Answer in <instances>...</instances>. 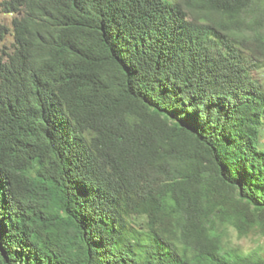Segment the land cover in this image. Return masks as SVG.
<instances>
[{
	"label": "trees",
	"instance_id": "obj_1",
	"mask_svg": "<svg viewBox=\"0 0 264 264\" xmlns=\"http://www.w3.org/2000/svg\"><path fill=\"white\" fill-rule=\"evenodd\" d=\"M0 5V264H264V0Z\"/></svg>",
	"mask_w": 264,
	"mask_h": 264
},
{
	"label": "rangeland",
	"instance_id": "obj_2",
	"mask_svg": "<svg viewBox=\"0 0 264 264\" xmlns=\"http://www.w3.org/2000/svg\"><path fill=\"white\" fill-rule=\"evenodd\" d=\"M13 17L14 14L3 12L0 5V34L4 35L0 40V44L2 45L9 46L12 41L10 30ZM251 76L264 86V71L251 70ZM227 243L229 247L239 249L241 252H255L264 258V226L255 227L252 231L243 236H239L235 230L228 228Z\"/></svg>",
	"mask_w": 264,
	"mask_h": 264
}]
</instances>
